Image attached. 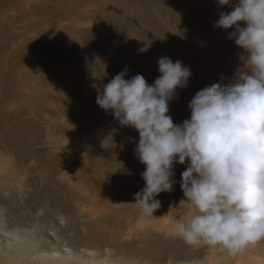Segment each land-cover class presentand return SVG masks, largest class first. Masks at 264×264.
<instances>
[{
  "label": "rangeland",
  "instance_id": "rangeland-1",
  "mask_svg": "<svg viewBox=\"0 0 264 264\" xmlns=\"http://www.w3.org/2000/svg\"><path fill=\"white\" fill-rule=\"evenodd\" d=\"M53 1L4 5L6 19L21 26L26 10L44 7L59 18L13 80L15 103L36 123L42 144L14 137L15 144L0 149V246L26 264H264V241L232 255L219 245L188 246L173 237L172 221L193 214L181 201L187 163L175 164L176 183L156 197L161 207L154 217L138 211L133 202L146 167L135 153L139 133L96 103L125 69V79L141 74L154 84L158 60L166 56L191 71L168 115L177 124L190 119L197 91L231 83L246 70L244 50L228 38L235 27H215L238 0L225 6L218 0ZM30 36L18 40L30 43Z\"/></svg>",
  "mask_w": 264,
  "mask_h": 264
},
{
  "label": "clouds",
  "instance_id": "clouds-1",
  "mask_svg": "<svg viewBox=\"0 0 264 264\" xmlns=\"http://www.w3.org/2000/svg\"><path fill=\"white\" fill-rule=\"evenodd\" d=\"M233 26L228 38L244 50L246 70L231 83L197 91L182 124L168 115L169 101L191 71L166 56L158 60L154 84L141 74L125 79V69L103 86L96 103L139 133L135 153L146 167L133 202L137 210L154 217L161 207L156 197L176 183L175 164L187 163L181 201L193 214L172 221L173 237L236 255L264 241V0H238L234 10L220 13L215 27Z\"/></svg>",
  "mask_w": 264,
  "mask_h": 264
},
{
  "label": "bare ground",
  "instance_id": "bare-ground-1",
  "mask_svg": "<svg viewBox=\"0 0 264 264\" xmlns=\"http://www.w3.org/2000/svg\"><path fill=\"white\" fill-rule=\"evenodd\" d=\"M48 1L54 2L53 0ZM5 4L6 0H0V149L15 144L14 137L20 138L28 145L40 136L34 120L25 118V113L21 114L22 109L15 103L12 96L13 80L17 70L22 68L25 63L30 62L31 57L39 52L35 50V45L40 44L55 32L56 29L51 30L52 27L48 25L58 17V13L47 14L44 7L38 10H26L25 23L24 26H21L16 20L8 21L6 19ZM23 20V18L20 19V21ZM45 28L47 29L43 31ZM26 35H31L28 39V42L32 40L30 43H27L23 38L19 41L21 36ZM41 144L38 139L34 142V147L37 148ZM18 152L23 154L22 148L18 149ZM5 235L17 240L9 233ZM1 237L2 233L0 232ZM15 255H17L16 252L8 251L0 246V264H26L21 261L15 262L13 260ZM255 260L260 263L259 258H255ZM49 263L52 264L51 261Z\"/></svg>",
  "mask_w": 264,
  "mask_h": 264
}]
</instances>
